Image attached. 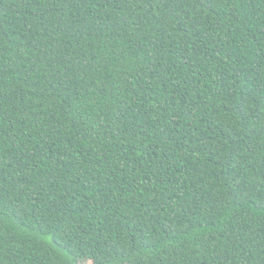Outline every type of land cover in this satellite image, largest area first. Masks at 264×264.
Wrapping results in <instances>:
<instances>
[{
  "label": "trees",
  "instance_id": "16d2710c",
  "mask_svg": "<svg viewBox=\"0 0 264 264\" xmlns=\"http://www.w3.org/2000/svg\"><path fill=\"white\" fill-rule=\"evenodd\" d=\"M264 264V0H0V264Z\"/></svg>",
  "mask_w": 264,
  "mask_h": 264
},
{
  "label": "rangeland",
  "instance_id": "374dc122",
  "mask_svg": "<svg viewBox=\"0 0 264 264\" xmlns=\"http://www.w3.org/2000/svg\"><path fill=\"white\" fill-rule=\"evenodd\" d=\"M80 264H92V262L89 259H83Z\"/></svg>",
  "mask_w": 264,
  "mask_h": 264
}]
</instances>
